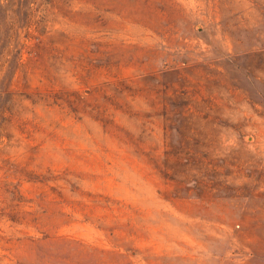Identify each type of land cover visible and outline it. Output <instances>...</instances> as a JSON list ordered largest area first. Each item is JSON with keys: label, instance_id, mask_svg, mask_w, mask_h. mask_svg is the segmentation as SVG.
Wrapping results in <instances>:
<instances>
[{"label": "rangeland", "instance_id": "374dc122", "mask_svg": "<svg viewBox=\"0 0 264 264\" xmlns=\"http://www.w3.org/2000/svg\"><path fill=\"white\" fill-rule=\"evenodd\" d=\"M0 264H264V0H0Z\"/></svg>", "mask_w": 264, "mask_h": 264}]
</instances>
